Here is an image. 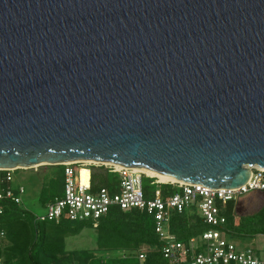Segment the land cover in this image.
<instances>
[{
	"label": "water",
	"instance_id": "95a60500",
	"mask_svg": "<svg viewBox=\"0 0 264 264\" xmlns=\"http://www.w3.org/2000/svg\"><path fill=\"white\" fill-rule=\"evenodd\" d=\"M75 162L248 182L264 0H0V170Z\"/></svg>",
	"mask_w": 264,
	"mask_h": 264
},
{
	"label": "trees",
	"instance_id": "16d2710c",
	"mask_svg": "<svg viewBox=\"0 0 264 264\" xmlns=\"http://www.w3.org/2000/svg\"><path fill=\"white\" fill-rule=\"evenodd\" d=\"M55 166L59 179L64 181L65 165ZM91 169L92 189L105 187L111 192L118 191V172L110 171L105 165ZM57 178L52 180L57 182ZM156 180V177H143L147 197H154L158 188L164 197L180 191L171 182L158 184ZM56 195L43 188L41 202L45 205ZM239 208L238 199L229 200L222 207L226 223L219 228L227 236L240 239L264 235V202L253 214H241ZM37 214L24 204L5 203V211L0 217V264H168L162 252L164 241L155 229L154 216L146 210L114 206L99 219L97 226L91 221H41ZM85 228L94 229L96 246L68 249L67 239L79 235ZM210 228L195 205L182 212L174 211L169 221L170 232L185 243ZM145 246L148 248L146 257L141 259L139 254Z\"/></svg>",
	"mask_w": 264,
	"mask_h": 264
},
{
	"label": "built area",
	"instance_id": "2783aa9c",
	"mask_svg": "<svg viewBox=\"0 0 264 264\" xmlns=\"http://www.w3.org/2000/svg\"><path fill=\"white\" fill-rule=\"evenodd\" d=\"M64 165L63 195L50 198L45 204L46 212L37 214L38 220L91 221L97 226L99 219L107 215L114 206L122 209L137 208L146 210L154 216L155 229L164 241L162 252L168 264H264L262 257L264 249L236 243L219 228L226 223L222 207L229 200L251 192L264 193L262 167H251L253 173L249 181L235 189L211 188L200 183L171 182L180 191L164 197L158 188L154 197H147L143 189V177L149 175L136 168H117L112 164L96 162H75ZM101 165L119 173L118 191L111 192L105 187L92 189L91 167ZM82 167L90 170L86 184L81 180ZM16 171L17 169L0 170V217L5 211L6 202L24 204L26 188L16 182ZM156 182L163 183L158 179ZM193 205L198 207L204 221L211 228L185 243L179 241L170 232L169 221L174 211L182 212ZM147 250L146 246L141 249L139 254L141 259L146 257Z\"/></svg>",
	"mask_w": 264,
	"mask_h": 264
},
{
	"label": "rangeland",
	"instance_id": "374dc122",
	"mask_svg": "<svg viewBox=\"0 0 264 264\" xmlns=\"http://www.w3.org/2000/svg\"><path fill=\"white\" fill-rule=\"evenodd\" d=\"M57 174L58 169L55 165H42L35 168L22 169L19 172H16V182L23 184L26 188V193L23 198L24 205L36 213H45L46 207L40 199L42 189L45 188L48 190L49 193H54L59 196L63 195L64 183L59 179V176ZM89 174L90 170L87 167H82V182L88 183ZM53 177H58L57 182H54L52 180ZM237 199L240 202V213L248 215L257 212L260 209L264 202V194L256 191L238 197ZM228 238L244 246H251L254 248L258 247L260 249H264V235H259L254 239H240L238 237L230 236H228ZM67 246L68 249H82L95 247L96 240L94 229L85 228L79 235L69 237L67 239ZM262 257H264V252H262Z\"/></svg>",
	"mask_w": 264,
	"mask_h": 264
},
{
	"label": "bare ground",
	"instance_id": "6f19581e",
	"mask_svg": "<svg viewBox=\"0 0 264 264\" xmlns=\"http://www.w3.org/2000/svg\"><path fill=\"white\" fill-rule=\"evenodd\" d=\"M116 167L120 168V166H116ZM136 169L143 171L147 175L155 176L162 182H177L176 180H174V179H172L170 177H166V176H163V175H157L156 173H153V172H151L149 170H146V169H142V168H136ZM83 183L86 184V182H83Z\"/></svg>",
	"mask_w": 264,
	"mask_h": 264
},
{
	"label": "crops",
	"instance_id": "0c3cea01",
	"mask_svg": "<svg viewBox=\"0 0 264 264\" xmlns=\"http://www.w3.org/2000/svg\"><path fill=\"white\" fill-rule=\"evenodd\" d=\"M264 194V193H263ZM258 248V247H257Z\"/></svg>",
	"mask_w": 264,
	"mask_h": 264
}]
</instances>
